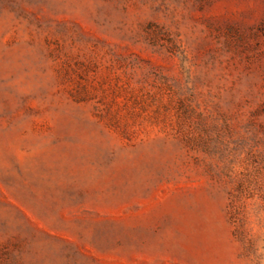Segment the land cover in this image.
<instances>
[{
	"label": "rangeland",
	"instance_id": "1",
	"mask_svg": "<svg viewBox=\"0 0 264 264\" xmlns=\"http://www.w3.org/2000/svg\"><path fill=\"white\" fill-rule=\"evenodd\" d=\"M0 264H264V0H0Z\"/></svg>",
	"mask_w": 264,
	"mask_h": 264
}]
</instances>
